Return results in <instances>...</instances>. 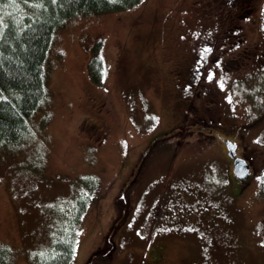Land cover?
<instances>
[{"label":"rangeland","instance_id":"obj_1","mask_svg":"<svg viewBox=\"0 0 264 264\" xmlns=\"http://www.w3.org/2000/svg\"><path fill=\"white\" fill-rule=\"evenodd\" d=\"M211 1L140 0L118 11L76 14L57 29L47 65V99L30 117L25 139L0 147V244L9 249L8 264H37L59 223L57 209L71 201L80 177L92 174L100 180L102 197L83 215L69 264H144V259L148 264H218L208 250L192 246L183 236L167 237L159 258L154 252L160 238L145 231L157 227L158 192L164 193L180 176L200 186L219 182L217 188L229 192L230 180L222 176L227 160L213 154L222 151L218 143L204 153L197 133L183 135L180 146L172 136L157 138L174 125L167 109L174 80L168 68L187 58L190 37L197 40L208 26ZM257 4L254 21L246 28L247 42L258 35L257 23L264 29V17L259 20L264 0ZM96 40L101 41L105 65L100 84L87 71ZM244 73L236 76L238 85L231 91L221 73L205 82L221 86L219 96L229 106L222 126L234 127L227 135L242 131L253 141L243 152L253 154V172L237 199L243 221L226 264H264V81L255 78L251 87L241 85ZM245 96L252 97L250 103ZM240 103L247 111L238 117ZM182 127L193 129L188 124L176 129ZM207 155L215 156L207 160ZM134 171H139L137 178L128 181ZM121 196L124 204L119 206ZM249 228L257 230L258 240Z\"/></svg>","mask_w":264,"mask_h":264},{"label":"trees","instance_id":"obj_2","mask_svg":"<svg viewBox=\"0 0 264 264\" xmlns=\"http://www.w3.org/2000/svg\"><path fill=\"white\" fill-rule=\"evenodd\" d=\"M139 1L0 0V147L7 144L14 146L25 139L30 117L42 107V103L46 100V74L50 47L54 34L65 20L76 14L126 9ZM259 1L262 0H212L208 3L206 10H211L208 12L210 15L207 21L208 26L202 28L197 40L190 37L193 46L187 58L184 57L181 61L172 63L167 71L174 78L167 93V97H169L167 109L174 117L175 127H179L181 124H188L191 127L195 124H207L213 130H218L220 134H223L221 129L224 131V135L234 131V127L228 130L222 126L224 119L229 114V106L219 96L221 86L218 81L207 83L205 80H201L195 84V80L191 77L195 75L196 69L204 66L206 71L199 77L208 75V78H211L215 71L222 73L226 81L232 80L228 83V88L231 90H234L233 85H238L236 76L243 72H245L243 75L246 76L240 81L241 85L246 83L249 87L251 83V87L255 78H258L259 82L264 81V67L260 64L264 62V29L262 30L257 23L256 33L258 35L251 39V42H247L248 31L246 30L254 21L251 18L258 12L259 5L257 3ZM261 13L262 16L261 19L258 18L259 20H263L264 7L261 9ZM186 35L189 36V31H186ZM163 36L161 35V40ZM181 39L183 38L176 42L178 46H181L179 42ZM100 45V40L94 41L90 47V56L87 62L88 76L95 84L102 83L105 73L104 59L99 54ZM167 60L168 58L165 59V61ZM150 64L155 65L156 61L151 59ZM262 91L264 92V87ZM215 96L217 97L215 98ZM251 100L252 97L249 99L248 96H245V101L250 103ZM219 102L225 107L221 120L217 114L220 109ZM246 111L247 108L241 104L238 117L244 115ZM231 114L233 113L231 112ZM240 121L239 125L244 126L243 119L241 123ZM173 127L164 130L157 138L171 137L170 132ZM93 129L94 125L91 124V132ZM233 134L235 135V133ZM240 134H242L241 138L244 144L242 151L244 152V149L251 147L249 142L253 141L251 137L246 138L242 131ZM245 155L249 160L253 156L250 152ZM220 156L218 160H227V156L224 155V158H220ZM209 157L212 156L207 155V160ZM228 163L229 160L223 166L222 176L226 175L230 180L229 194H223V186L217 188L218 182L216 185L205 182L206 186L203 184L200 186L192 182V179L180 176L177 182L172 183L169 188L166 187L164 193L158 192V197L161 196L163 201L161 208L164 209L165 202L170 197H173L175 199L173 203L179 206L178 201L184 197L190 187L195 190V193L203 191L204 196L201 195L200 200L210 205L216 203L217 206H220L219 211H229L230 221H233L234 218V223H228L230 221L224 218L218 221V214H214V216L209 214L212 224L209 229L206 228V231L193 232L184 227L185 224L182 225L183 228H179L173 219H169L172 222H168L173 224V226H169V233L156 227L151 231L145 227L146 234L149 233L151 237H156L155 239L160 238L154 252L155 256L163 257L162 245L165 244L167 237L172 240L174 237L183 236L185 239H191L192 246L198 245L203 251L208 250L218 264L228 262L237 242L234 229L239 232L240 223L243 221L242 215H237L239 213L236 205L237 199L244 194L246 183L251 179V176L242 179L232 175ZM212 171L211 168L208 173ZM138 173L139 171H134L128 181H134ZM77 185L71 201L57 209L59 223L55 225L54 232L46 242L44 254L38 260L35 259L37 264H69L72 261L76 251L78 227L83 215L89 206L91 208L97 199L102 197L101 183L95 174L80 177ZM224 196H226V201L230 200L232 204L228 205ZM121 197L117 198L119 206L124 204L125 197ZM156 207L154 205L152 210ZM183 218L187 219L185 215H182ZM224 220L227 223L221 226L216 223H222ZM229 225L230 227H227ZM232 243L233 245H231ZM225 247L226 249H224ZM9 257V249L4 244H0V264H8ZM144 264H148L146 259H144Z\"/></svg>","mask_w":264,"mask_h":264},{"label":"flooded vegetation","instance_id":"obj_3","mask_svg":"<svg viewBox=\"0 0 264 264\" xmlns=\"http://www.w3.org/2000/svg\"><path fill=\"white\" fill-rule=\"evenodd\" d=\"M260 64H262V67H264V62H261ZM205 71H206V67H204V66H201V68H198L194 71L195 75L192 76L191 78L195 80V84H198L199 82H201V80L204 81L208 78V75L206 77L205 76L199 77V75L204 74ZM214 73L216 74L217 71H215ZM216 97L217 96H215V98ZM219 106H220V109L217 111V114H218L219 120H221V117L224 115V107L221 103ZM209 120H211V119H209ZM210 123H212V122L210 121ZM173 126H170L169 128H171ZM176 128L177 127H175V126L172 128L170 135L173 138H175L174 143H176L177 146L182 145V141H183L184 137L185 136L187 137L189 132L192 134L197 133L195 136L196 137L199 136V139L202 142L203 148L204 149L206 148L204 153H207V148L214 146L215 143H218L220 145V148H222V151L217 152V153H213V154H217L219 156L221 155L220 158L221 157L224 158V155L227 156V160H229L228 168H229L232 175H233V165H232L233 158H231L227 155V148L225 145V141L227 138L231 141L236 142V147H235L236 155L240 156V157H245V159L249 160L247 158V156L242 151V148L244 146L242 138H241L242 134L235 133V136H233V137L229 136V135H224V134L219 135L220 133H218V130H213V128H211V126L207 125V124H205V125L204 124H200V125L195 124V126L191 127V128H193L192 130H186L183 127L180 128L179 130H177ZM182 132H185V134H179ZM183 135H185V136H183ZM181 136H183V137H181ZM240 145H241V147H240ZM177 151L175 152V155H176ZM214 156L215 155H212L213 158H214ZM212 157H210L208 160H213ZM249 167L251 168L250 165H249ZM249 182H250V180H249ZM249 182H247L246 184H249ZM201 195L204 196L203 191L202 192L200 191L198 193L196 191V193H195V190L190 187V188H188V192L186 194H184V197L180 198L181 200L178 201V203H180L179 206H177L173 203L175 199L173 197H170V195H169L170 199H169V197H168L169 200L166 199L168 201L165 202V204H166L165 208L162 209L161 206L163 204V201L161 200V202L158 206L159 209L160 208L161 209L158 210V213H156L157 217H155V219L157 218V227L156 228H158L159 230H161L163 232L169 233V231H170L169 226H173V224H169L168 222H172L169 219H173L175 221V224L178 225L179 228H183L182 225L185 224L184 227L189 228L188 230L193 231V232H198V231H206L207 230L206 228L209 229L211 227L212 222H210V220H209V214L211 216H214V214H216V215L218 214V221L220 219L222 220L223 218L226 219L227 221L231 220V215L229 214L230 213L229 211H227V212L219 211L220 210L219 205L217 206L216 203L210 205L207 202L200 200ZM209 209L214 210V211H210ZM182 215H185V217H187V219H185V218L182 219ZM216 223H219V225L221 226L223 224H226L227 222L224 220L222 223H220V222H216ZM228 223H234V218H233V221H230ZM158 224H159V226H158ZM227 227H230V225ZM181 230H183V229H181ZM234 231L237 235V230L234 229ZM248 232L253 236L254 239H257V240L259 239L260 236L257 233V230L249 228ZM236 238L238 239V236H236ZM224 249H226V247Z\"/></svg>","mask_w":264,"mask_h":264},{"label":"water","instance_id":"obj_4","mask_svg":"<svg viewBox=\"0 0 264 264\" xmlns=\"http://www.w3.org/2000/svg\"><path fill=\"white\" fill-rule=\"evenodd\" d=\"M228 154L233 158V172L237 178H246L248 176V163L243 157L237 156L236 143L230 140L226 141Z\"/></svg>","mask_w":264,"mask_h":264}]
</instances>
